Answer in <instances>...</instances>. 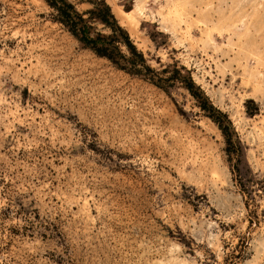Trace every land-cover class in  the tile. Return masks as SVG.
Wrapping results in <instances>:
<instances>
[{
    "label": "rangeland",
    "instance_id": "374dc122",
    "mask_svg": "<svg viewBox=\"0 0 264 264\" xmlns=\"http://www.w3.org/2000/svg\"><path fill=\"white\" fill-rule=\"evenodd\" d=\"M104 1L231 140L180 79L115 67L45 0H0V264H264V0Z\"/></svg>",
    "mask_w": 264,
    "mask_h": 264
},
{
    "label": "trees",
    "instance_id": "16d2710c",
    "mask_svg": "<svg viewBox=\"0 0 264 264\" xmlns=\"http://www.w3.org/2000/svg\"><path fill=\"white\" fill-rule=\"evenodd\" d=\"M52 9L53 21L63 26L79 44L90 49L99 57L109 60L115 67L128 71L131 74L148 77L158 85L165 81L180 79L185 87L194 96L202 110L217 124L218 128L230 142V123L224 113L215 109L207 96L193 83L190 76H184L175 69L176 76L167 79H159L145 63L143 54L136 50L131 42L128 33L118 24L111 8L104 0L94 3L93 7L85 12H79L69 0H45ZM94 23L101 24L109 29V34H102L96 31ZM120 45H124L129 56L122 53Z\"/></svg>",
    "mask_w": 264,
    "mask_h": 264
},
{
    "label": "bare ground",
    "instance_id": "6f19581e",
    "mask_svg": "<svg viewBox=\"0 0 264 264\" xmlns=\"http://www.w3.org/2000/svg\"><path fill=\"white\" fill-rule=\"evenodd\" d=\"M181 1H183V0H181ZM178 2L179 1H177V5H178ZM184 2V1H183ZM182 2V3H183ZM174 5L176 4V3H173ZM181 4V3H180ZM184 4V3H183ZM177 5H175V7L174 8H176V6ZM182 5V4H181ZM180 5V6H181ZM172 7H173V5H172ZM178 7V6H177ZM183 7V6H182ZM179 9V8H178ZM177 10V9H176ZM134 11L136 12V13H138V14H141L142 13V8H141V6L137 3L136 5H135V7H134ZM134 11L133 12H129V13H126V12H123V11H121V10H119L118 8H117V12L119 13V16L120 17H122L123 19H125L126 20V22H128V24L130 25V26H134V24H135V17H134ZM175 11V10H174ZM173 11V12H174ZM180 12V11H179ZM175 14H176V11L174 12ZM145 14V13H144ZM177 15V14H176ZM187 15V14H186ZM144 18V17H143ZM209 22V21H208ZM137 25V24H136ZM247 25V24H246ZM135 27V26H134ZM137 27V26H136ZM248 27V26H247ZM207 28V27H206ZM247 30V29H246ZM249 30V29H248ZM247 30V31H248ZM244 31H245V29H244ZM230 34V33H229ZM255 34V33H254ZM242 47H244L246 50L248 49V47L246 48L245 46H243L242 45ZM235 48V47H234ZM241 50V49H240ZM253 58V57H252ZM263 85V84H262ZM236 111V110H235ZM199 149V148H198ZM192 150V149H191ZM204 152V151H203ZM206 154V153H205ZM190 156V155H189ZM186 158V157H185ZM204 158V157H203ZM195 160V159H194ZM185 161V160H184ZM256 161V160H255ZM197 165H196V171L197 172H200V171H202L205 167H206V163H204L203 161H200V162H198L197 161V163H196ZM195 168V167H194ZM213 171H214V169H213ZM204 172V171H203ZM209 172V171H208ZM212 174V173H211ZM216 174V173H215ZM214 175V174H213ZM169 264V263H168Z\"/></svg>",
    "mask_w": 264,
    "mask_h": 264
}]
</instances>
